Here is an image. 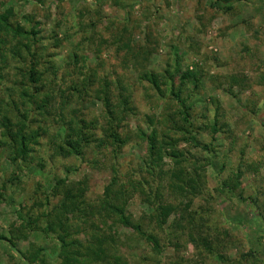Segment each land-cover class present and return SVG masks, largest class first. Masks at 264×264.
I'll return each instance as SVG.
<instances>
[{
    "label": "rangeland",
    "instance_id": "374dc122",
    "mask_svg": "<svg viewBox=\"0 0 264 264\" xmlns=\"http://www.w3.org/2000/svg\"><path fill=\"white\" fill-rule=\"evenodd\" d=\"M8 8L14 9V26L25 31L33 27L36 35L27 39L12 33L4 36L2 54L8 61L0 63L5 75L0 79V121L3 115L11 123L16 121L26 104L30 125L48 128L50 136L32 145L35 162L24 168L21 184L9 185L14 204L0 205V236H17L21 219L36 220L58 206L61 195L46 200L57 181L85 190L86 202L95 205L112 182L114 167L122 183L141 181L147 173L140 167L146 151L140 132L161 130L158 121L164 101L139 80V72L148 69L158 75L166 71L176 75L177 66L183 71L198 68L199 81L187 85L184 97L193 107L196 135L209 150L178 144L196 195L163 189L174 167V162L165 159L166 180H155L164 204L177 207L167 224H148L151 210L140 194L127 197V212L137 221L143 219V231L159 240L158 252L131 229L110 231L98 214L83 224L87 216L78 218L76 207L69 217L80 227L73 236L82 245L79 259L86 256L87 264H114L117 257L130 264H264V0H0V13ZM68 36L70 40L65 39ZM75 46L87 58L83 74L69 61ZM145 49L150 53L140 55L138 63L134 56ZM33 63L43 83L36 100L40 102L45 94L50 97L44 111L38 110L36 102L28 105V98L22 96L29 85L25 71ZM93 69L98 75H93ZM105 79L112 83L116 102L120 101L116 83H121L137 110L125 115L120 126L127 139L121 154L114 158L109 146L99 152L95 143L85 147L81 156H55L58 141L51 139L58 133L63 138L61 111L66 121L76 110L80 122L97 123L95 139L101 142L103 106L96 94L104 89ZM164 81L161 78L163 88ZM215 121L218 126L213 133ZM7 149H0V186L13 178ZM84 207L80 211L87 214ZM104 219L114 224V218ZM93 223L98 227L94 229ZM38 226H45L42 218ZM94 231L113 234L105 242L107 257L97 261L92 255L87 258ZM25 232L27 239L17 244L22 253L42 248L46 253L42 264L61 263L55 236ZM0 264L23 262L0 241Z\"/></svg>",
    "mask_w": 264,
    "mask_h": 264
},
{
    "label": "trees",
    "instance_id": "16d2710c",
    "mask_svg": "<svg viewBox=\"0 0 264 264\" xmlns=\"http://www.w3.org/2000/svg\"><path fill=\"white\" fill-rule=\"evenodd\" d=\"M55 1L65 2L66 0ZM216 1L230 2L232 0ZM1 5L3 6L4 4ZM13 18H15L13 8H8L5 12L0 13V63L8 61V57L2 54L3 46L6 44V42H4V36L12 33L17 36V38L27 39L36 35V31L33 27H31L29 31H25L21 26H14L11 21ZM65 39L70 40V36ZM26 48L31 52L32 48L30 46H26ZM149 53L150 51L145 49L138 56L135 55L134 58L139 63V56H146ZM12 55L15 56L17 53ZM31 56L33 57L34 54L32 53ZM69 61L74 68H77V71L79 70L78 72L80 74H83V70H87V58L80 53L79 46L71 48ZM131 64H133V62ZM3 70L4 67L0 65V79L4 80L5 75L3 74ZM175 72L176 75L171 74V71H166L167 74L164 73V75H158L148 69L139 72V80L148 83L153 90L160 94V101H164V106L162 108L163 116L162 119L158 121V124L161 125V130L155 127L152 128L154 126V121H151L150 126L153 125L151 127V133L147 134L143 130L140 132V138L146 146L145 155L140 159V167L143 169H141L142 172L147 173V175H145L141 181L138 180L135 181V183H128L127 185V183L125 184L121 182L118 177L120 171L117 167L113 166L112 182L105 187L104 194L100 197L98 205L88 204L86 202L85 190H75L72 184L67 185L63 181H57L52 193L49 197H46V200L49 202L51 197L53 198L61 195L62 200L58 206L49 209V211L43 213L36 220L21 219L22 224L19 225L20 228L17 230V236H0V241L6 242L11 251L17 255L23 264H42L45 263L46 257V253L42 248L35 249L34 252H29L28 254H24L18 249L17 244L19 241L27 239L28 237L27 232L24 233L25 230L28 232H42L46 238H51L52 235L55 236V239L59 244L57 256L61 260L60 264H87L85 263L86 256L83 259H79V257H83L80 253L82 249L81 243L78 240L73 239V236L80 232V227L74 224L69 217V215H72L71 212H73L76 207L78 218L87 216L82 220L83 224L88 223L92 217H95V215L98 214L101 218L102 225L108 226L110 231L115 227L131 229L140 233L155 251L158 252L161 250L159 240L156 236L152 233L143 231V219L137 221L127 212V197L133 196L137 193L140 194L142 203L147 204L151 210L148 224L152 226L156 223L160 227H163L167 224L169 218L177 209V207L164 204L160 189L158 186L156 187L155 178H157V180L160 178L159 181L162 182L166 180L164 178L167 174L164 170V167L166 166L165 159H170L174 162V167L172 171L170 170L167 185L163 189L178 192L181 195L192 194L193 196L196 194L192 193V191L195 192L197 187L194 182L190 180L192 175L189 174L187 168L183 166L186 162L184 159L185 153L179 150L178 144L180 142H186L194 147L202 148L206 151L209 150L208 145H203L196 135L195 124L192 120L193 107L188 102V99L184 97V90H186L185 88L187 85L191 82L198 83L201 72L198 68L193 71H190L189 69L183 71L179 66L176 67ZM93 75H98L97 71L94 69ZM25 76L29 85L25 87L22 96L28 98V105H32L36 102L38 110L44 111V109L47 108V100L50 97L45 94L40 102H37L36 100V98L38 99V94L42 91L43 86L42 74L39 71L38 66L33 63L31 67L25 71ZM160 77L162 80L163 78L165 80L163 82L165 88L161 86ZM111 88V81L105 79L104 89L96 94V99L101 102L103 106L102 119L104 123L102 127L103 138L101 139V142L99 143V141L95 139L97 123L90 122L87 124L84 123V121L80 122L76 110L71 111L69 114L70 120L66 121L64 112L61 111L59 119L62 122L63 138H61V134L58 133L54 135L56 139H51L58 141L54 147L55 156L64 158L81 156L84 153L83 150L85 147H89L95 143H98L96 144L95 149L99 150V152H101L102 147L105 146L108 148L107 146H109V151L113 153L114 158L121 154V150L127 144V139L123 138L120 126L123 123L125 115L128 113L133 114V112L137 110L134 108L135 105L132 96L124 94L127 93L128 90L123 87L121 83H116L118 97L120 98L119 102L114 100ZM81 91L82 90L76 89L77 93H80ZM65 108H67V104H65L64 109ZM30 113V109L25 104L24 112L17 116L16 121L11 123L8 115H3L0 121V129L2 130L3 138L0 139V149L4 147L8 148V160L13 169L12 180L4 182L0 186V205L5 203H8L9 205L14 204V196L8 195L9 185L16 187L21 184V176L24 168L33 165L35 162L34 158L31 157V154L34 153L32 145H38L40 138L50 136L48 128L44 126L33 128L30 125V122H32V119H30ZM0 114H2L1 110ZM148 120L150 121V118ZM217 126L218 122L215 121L211 128L213 133L216 132ZM205 129L208 130L209 128L205 127ZM171 133L180 134V137H175L176 135ZM36 166L43 167V164H37ZM194 170L196 174L197 169ZM146 176L148 178H146ZM84 206H87V209H89H86L85 212L83 211L87 214L81 213V207ZM104 217L114 218V224H109V221L105 220ZM41 218L45 222L43 228L38 226V222ZM92 227L95 229L98 226L93 223ZM112 236V232L107 234L94 231L89 238L90 247H88V250H90V253H88L87 258H91V255L95 261L100 260L101 258H106L107 249L105 242L107 239H113ZM114 264L130 263L117 257Z\"/></svg>",
    "mask_w": 264,
    "mask_h": 264
}]
</instances>
